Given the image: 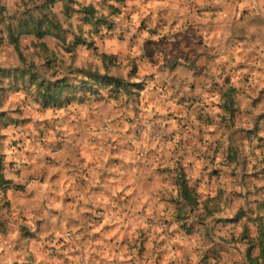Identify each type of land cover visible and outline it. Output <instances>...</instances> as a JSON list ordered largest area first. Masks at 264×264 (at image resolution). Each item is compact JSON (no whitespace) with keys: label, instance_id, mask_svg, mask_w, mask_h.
I'll list each match as a JSON object with an SVG mask.
<instances>
[{"label":"rangeland","instance_id":"rangeland-1","mask_svg":"<svg viewBox=\"0 0 264 264\" xmlns=\"http://www.w3.org/2000/svg\"><path fill=\"white\" fill-rule=\"evenodd\" d=\"M227 3L230 0L220 4L205 0L201 6L190 0L186 16L179 14L185 7L181 3L179 9H160L153 13L159 23L150 25V17L145 18L133 30L134 12L129 8L128 0H115V4L109 0H0V109H3L0 111V213L6 221L17 209L26 212L37 197L40 198L38 211L47 213L44 221L37 222V233L21 229L23 234L31 237L26 250H30L32 242L40 245L46 239L51 242L44 245L48 260L63 261V264H137L153 255L156 258L150 260V264H163L168 254L164 246L171 244L172 252L185 253L186 264H264V87L249 84L254 77L264 76V67H259L264 62V56L260 55L264 48V24L248 20L246 11L242 13V19L237 20L235 28L217 23L216 18L226 10ZM105 12L108 15H104ZM170 12L175 15L169 21L166 17ZM240 24L246 27L241 29ZM161 26L169 28L170 33H162ZM251 27L258 31L249 35ZM222 28L229 34L224 46H242L246 62L236 65L232 72L225 66L220 69V75L215 76L216 44L211 41L216 39L214 33ZM144 32L149 36L158 35L160 39L146 38L137 52ZM205 33L209 42H205ZM250 47L254 50L248 51ZM239 54L237 52L233 60ZM158 57L164 60L156 69L159 77L155 73L143 75L157 65ZM78 59H83L89 66L77 69L75 61ZM92 59H100L110 74L101 76L99 67L91 64ZM121 61L130 62L134 69L132 76L140 79L135 85V98L139 104L137 118L143 108L151 107L167 95L168 101L175 100L186 109L188 123L181 119L183 112L169 114L165 119H174L183 125L181 134L189 131V124L197 129L195 139L181 141L173 150L180 153L175 171L165 168L162 162L154 168L153 159L162 161L168 156L167 150L163 156L153 150L147 163L141 164L135 174V195L151 192L152 196L159 197V202L168 205L163 210L165 216L154 222L166 226L167 235L141 228L135 241L116 232L115 225L106 226L100 232L93 230V222H102L100 214L104 207L97 198L108 191V179L85 194L86 199L94 200L86 206L97 213L95 216L91 211L81 214L87 232L80 226L81 221L76 220L75 208L73 216L67 217L68 222L64 223L65 217L48 207L49 200L60 197L54 192H41L40 188L51 183L59 191L73 179L80 191L88 187L85 176L88 166L94 165H90L86 157L103 144L99 138L87 133L89 128L102 133L108 126L102 122L103 115L98 121L94 114H89L87 124L82 118L86 109L91 108L93 113L97 111L95 90L89 88L91 81L82 84L93 93L84 98L72 95L69 82L77 72L84 71L89 77L115 84L110 97L117 101L123 98L127 103L129 89L118 75ZM242 69L246 71L241 78L239 72ZM189 73L195 79L189 77ZM209 83V94L221 96L227 115L219 122V132L208 131L209 139L205 141V116L197 106L205 103L198 92ZM241 84L249 87L245 89ZM30 107L35 111L32 116H26L25 109ZM100 111L103 113L107 109ZM63 112L68 115H62ZM43 116L48 118H39ZM159 119L157 115L148 123L154 129L153 135L159 133L164 139L161 125L153 123ZM196 121L201 125L198 126ZM206 123L211 126V117ZM125 134L134 133L126 130ZM172 135L175 133L168 139ZM108 143L113 145L108 163L118 164L120 146L112 140ZM189 155L193 159H187ZM18 160L21 162L17 163ZM201 160L204 164L198 167ZM226 179L227 183L224 182ZM34 181L36 186L30 187ZM164 185L178 186L180 192L169 191ZM240 186L244 192L236 190ZM126 196L122 195L119 201L125 211ZM63 203L66 206L74 200L63 198ZM128 203L131 205V199ZM147 213L148 205H145L141 215L147 216ZM52 217L57 218L55 225L51 223ZM5 226L0 222V228ZM76 227L80 230L74 235L79 240L76 250L69 251V244L54 233L61 228L71 231ZM154 236L158 239H153ZM197 239L201 246L192 247L195 255L188 256V246ZM97 241H104L109 247L116 245L113 249L116 254L123 252L133 259L127 262L108 260L101 254L108 249ZM149 242L156 245V249H150ZM28 260L29 264H35L34 255ZM168 264L177 262L169 260Z\"/></svg>","mask_w":264,"mask_h":264},{"label":"clouds","instance_id":"clouds-1","mask_svg":"<svg viewBox=\"0 0 264 264\" xmlns=\"http://www.w3.org/2000/svg\"><path fill=\"white\" fill-rule=\"evenodd\" d=\"M91 2V0H89ZM99 2V0H97ZM190 0H147V3H144V0H128L129 8L133 10L134 14L132 16V25L133 30L140 26V23L145 18H149V24L155 25L159 23L158 17L153 15V13L158 12L160 9H179L181 3L185 5L183 11L180 15H187V4ZM197 4L201 6L204 5L205 0H195ZM224 0H215V3L220 4ZM109 3L115 4V0H109ZM119 7V5H116ZM136 9H139L136 11ZM247 12V19L252 21L254 24H264V0H230V3L226 4V10L220 12L217 16V23L223 22V24H230L233 28L237 26V20L242 19V13ZM104 15H108L107 12ZM175 13L170 12L166 19L169 21L174 17ZM183 23V21H181ZM179 28V25H177ZM239 27L243 29L246 27L245 24H240ZM160 31L162 33H170L169 28L161 26ZM256 27L249 28V35L254 32H257ZM216 37L215 40L211 43L216 44V57L213 60V72L215 76L220 75V69L227 66L229 71L232 72L235 69L236 65L244 64L245 61V52L242 46L238 47H225L224 41L228 38L229 34L226 28H222L219 32L214 33ZM159 40L160 36H149L147 32H144L140 37L139 45L137 46V52H139V46L143 45L145 39ZM205 42H209L208 36L204 34ZM264 43V41H262ZM254 48H248V51H253ZM239 52V55L233 56ZM135 55V53H134ZM261 56H264V48H261ZM91 64H94L99 67L100 75H108L109 72L105 71V68L102 66L100 59H92ZM164 62L163 57H158V63L155 67L144 72L143 75H152L156 74L159 77V73L156 72V69L160 64ZM122 67L118 75L126 81L127 87L129 89L127 103L123 102V98L120 101L110 97V91L116 88L115 84H109L107 81L99 80L96 77H89L86 72L79 71L76 75L70 80V87L72 89V95L80 96L82 98L86 96L93 95L92 92L86 90L82 84L84 81L90 80L91 83L89 88L95 90V102L97 104V111L93 113L92 109H86L82 113V118L84 123H88L87 117L89 114H94L98 121L101 115H103V123L108 127L104 132H97L94 128H89L88 135L92 137H97L101 140L103 146L96 148V150L88 155L86 158L89 160L90 165L88 166V173L85 176V179L88 181V187L84 188L83 191H80V186L77 184L76 179H73L65 187L61 188L59 191L56 190V187L51 183H45L40 186L41 192L56 193V196L60 199H52L48 202V207L50 209H55L60 212L62 216L65 217L64 223H67V217L73 216V209H76L75 217L77 221H81V227H84L85 232L88 231L86 227V221L82 217V213L92 212L95 216L97 213L87 207L89 203H94V200H88L85 198V194L92 187L99 188L104 184L105 179H108L106 193H101L97 198L99 202L104 207L103 213H101L102 222L96 224L93 222V230L95 232H100L102 228L116 226L115 231L122 233L125 236H128L130 239L135 241L139 238L138 229H150L153 233H164L167 235L166 226L157 222L161 217L165 216L164 209L168 207L167 202H159L158 196H152L151 192L140 193L135 195L136 181L134 179L135 174L139 171L140 165L147 163V157L150 153L155 150L161 156L164 155L165 150H167L168 159L157 161L153 159L151 161L152 165L159 167V164L162 162L165 168L172 169L175 171L178 168L177 161L179 160L180 153H175L173 150L177 147V144L181 141H185L189 138L195 139L197 135V129L191 128L189 124V131L181 134L183 125L178 124L176 120L168 121L165 118L169 114L180 115L181 112L184 115L181 116V119L188 123V115L186 109H182L175 100L168 101V96H164L163 99L153 103L151 107L143 108L141 110V116L136 117V109L139 107L138 102L135 98L136 88L135 85L140 83V79L133 77L132 72L134 71L133 67L128 61H121ZM89 65L84 62L83 59H78L75 61V67L77 69L87 68ZM259 67H264V62H262ZM246 69H242L239 72V77H243ZM115 73V70H112ZM233 74H235L233 72ZM189 77H192V74L189 73ZM264 76H259V78L254 77L252 81L249 82L251 86L259 84L260 87H264ZM241 87L245 89L249 85L241 84ZM211 85L210 83L205 85L204 88L200 89L198 95L204 98L205 103L198 104V109H201L205 116V122L203 127L205 128L204 140L207 141L209 136L207 135L208 131L219 132L220 121L223 117L227 115L222 105L224 104L223 99L219 94H209ZM23 97V93L20 94ZM67 95V92H66ZM147 95V93H146ZM171 95V93H168ZM111 99V103H108V100ZM165 101H167V106L165 107ZM146 103V101H145ZM106 108L107 111L101 113L100 109ZM3 111V109H0ZM35 111L34 107L26 108L25 115L32 116ZM62 115L67 116V112H63ZM159 115V121H153V123H159L161 125V131L164 139L161 138V134L153 135L154 129L148 121L152 120L153 117ZM208 117H211L213 123L209 126L206 123ZM41 119H47L48 117L43 116L39 117ZM132 118V119H129ZM143 120V123H141ZM121 121H124V124L121 125ZM198 126L201 125L200 121L195 122ZM134 133V134H125V132ZM171 136V139L168 137ZM223 135L222 133L220 134ZM219 138V137H218ZM108 140L114 141L119 145L118 149V164H109L108 162L111 159L109 150L113 147L112 144L108 143ZM201 148L204 145L200 146ZM11 158V153H8ZM189 160L193 159L191 155L187 158ZM21 161H17L20 163ZM183 162V161H181ZM204 161L201 160L198 163V167L203 166ZM105 174H109L107 177ZM227 183V179L224 181ZM36 182L34 181L30 187H35ZM165 189L169 191L179 193L180 188L178 186L164 185ZM238 192H244L245 189L240 186L236 189ZM124 194H127L125 200V207H120L119 201L120 197ZM71 197L74 200L73 204L64 205L63 198ZM131 199L132 203L129 205L128 200ZM81 201H84L81 204ZM145 205H148L147 216H142L141 212L144 209ZM40 206V198L37 197L28 208L26 212L17 209L14 211L12 217L8 220H4L3 213H0V222H3L6 226L5 228H0V264H13V261H17V264H29L28 257L30 255L35 256V264H63V261H49L48 252L45 250V243H51L50 241L42 240L40 245H37L35 242H32L30 250H26V246L29 244L31 237L27 234H23L21 229L27 228L31 233L38 232V221H44L46 219L47 213H41L38 211ZM119 209L118 211H113V209ZM167 218V217H165ZM56 217L51 218V223L56 224ZM80 230L79 227L73 228L71 231H65L61 228L58 231H55V236L59 239L62 238L65 243L69 244V251L76 250V245L79 238L74 235L75 232ZM52 234V233H49ZM153 239H158V237H153ZM96 243L103 245L104 248L108 249L107 252L101 253L108 260H115L121 262H127L128 260L133 259L131 256L125 255L123 252L116 254L113 251L117 246L112 245L111 247L104 241H97ZM58 246V245H57ZM150 249H156V245L152 242H149ZM199 239L192 242L191 246H188L187 255L194 256L195 253L191 251L192 247H200ZM91 247V242L89 244ZM168 254L165 255L163 264H168L169 260L176 261L177 264H186V257L184 252H172L171 244L164 246ZM19 249V251H14V249ZM18 258V259H17ZM155 256L151 258H145L143 261H137V264H150V260L154 261Z\"/></svg>","mask_w":264,"mask_h":264}]
</instances>
